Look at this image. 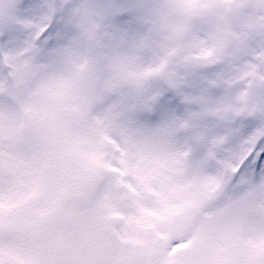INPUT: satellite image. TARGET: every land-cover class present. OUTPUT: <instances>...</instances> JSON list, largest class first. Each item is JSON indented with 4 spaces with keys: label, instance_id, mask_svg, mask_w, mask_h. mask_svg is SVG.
I'll use <instances>...</instances> for the list:
<instances>
[{
    "label": "snow or ice",
    "instance_id": "1",
    "mask_svg": "<svg viewBox=\"0 0 264 264\" xmlns=\"http://www.w3.org/2000/svg\"><path fill=\"white\" fill-rule=\"evenodd\" d=\"M0 264H264V0H0Z\"/></svg>",
    "mask_w": 264,
    "mask_h": 264
}]
</instances>
